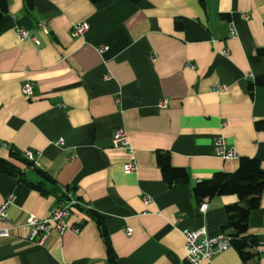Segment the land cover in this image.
<instances>
[{
	"label": "crops",
	"instance_id": "0c3cea01",
	"mask_svg": "<svg viewBox=\"0 0 264 264\" xmlns=\"http://www.w3.org/2000/svg\"><path fill=\"white\" fill-rule=\"evenodd\" d=\"M8 5L0 20V158L21 174L0 172V203L15 196L8 210L16 226L12 237L0 238V264H111L102 225L117 264H193L183 230L219 234L226 205L239 201L236 194L199 200L194 186L215 172L235 171L241 156L257 157L264 167V85L248 87L264 74V0ZM83 21L88 31L73 37V24ZM20 28L40 43L21 39ZM27 80L36 84L33 96L22 92ZM119 127L132 149L113 144ZM218 137L237 157L215 153ZM158 151L187 169L189 182L170 185ZM129 162L135 171L125 170ZM63 186L90 204L69 219L80 230L37 243L26 218L49 217ZM243 237L257 239L255 257L244 260L232 245L201 264H264V192Z\"/></svg>",
	"mask_w": 264,
	"mask_h": 264
},
{
	"label": "built area",
	"instance_id": "2783aa9c",
	"mask_svg": "<svg viewBox=\"0 0 264 264\" xmlns=\"http://www.w3.org/2000/svg\"><path fill=\"white\" fill-rule=\"evenodd\" d=\"M245 18H248L247 13L244 14ZM39 25L46 30L47 21L41 20ZM89 29V23L87 21L74 23L72 27L71 34L73 37L81 36L85 34ZM21 39L30 38L36 44L40 43V40L30 34V32L25 28H20L18 30ZM230 34L237 35V30L234 25L230 27ZM103 46L101 49H104ZM228 53V51L226 52ZM156 59V55H152V60ZM192 67L195 65L190 63ZM109 77V76H107ZM35 82L27 80L22 84V92L27 96H33L35 94ZM225 88L226 85L220 86ZM162 106L167 104V100H163L160 103ZM113 144L116 146H123L127 149L131 148V143L127 130L124 127H119L115 129L113 138ZM62 142V139L59 140ZM215 153L223 158H234L237 157V153L233 147H231L224 137H218L214 144ZM24 156L30 161L35 160V154L32 150L26 149L24 151ZM137 165L134 162H129L125 165L126 171H135ZM62 191L64 192V199H62L59 204L54 206L52 214L49 217L42 218L34 214L28 215L25 224L30 227V238L37 242L43 243L49 234L53 232H58L60 234L64 233L68 228L74 231H79V225H71L69 219L75 208H90V204L82 201L76 196L75 190L70 189L68 186H63ZM15 196L13 194L8 195L0 203V238H10L14 235L13 230L16 226L12 223L9 215V206L13 202ZM208 208V203L202 202L200 204V210L206 211ZM132 230L128 229L127 234H131ZM185 237V250L186 258L193 264H201L204 261H209L214 255L224 252L232 247L233 237L229 232L222 231L219 234L211 235L208 233L205 227L200 229H185L183 230Z\"/></svg>",
	"mask_w": 264,
	"mask_h": 264
},
{
	"label": "trees",
	"instance_id": "16d2710c",
	"mask_svg": "<svg viewBox=\"0 0 264 264\" xmlns=\"http://www.w3.org/2000/svg\"><path fill=\"white\" fill-rule=\"evenodd\" d=\"M32 1L33 0H28L31 6ZM92 1L97 3L102 0ZM8 6V0H0V20L7 13ZM178 26H181V24L179 23ZM256 85H264V74L248 82V87L251 92H253ZM259 125L264 126L262 123ZM157 163L163 172L165 180L170 185L189 182V173L187 169L174 166L171 162V154L168 151H158ZM0 172L13 175L21 174L18 168L2 158H0ZM36 186L39 187V185ZM68 187L74 189L70 186ZM193 191L199 200L211 198L216 195H238L239 201L226 205L228 221L223 225L222 230H229L228 232L233 237L232 245L237 248L244 260L255 257L257 251L253 250V248L258 245L257 239H246L243 237V234L248 230L251 212L261 205V198L264 192V167L261 160L253 156H241L239 159V166L235 171L215 172L211 178L197 182ZM64 197V192L61 189L60 201L64 199ZM97 219L100 225H102L101 218L97 217ZM102 234L107 244L109 260L111 264H117L116 254L113 250L109 234L103 225Z\"/></svg>",
	"mask_w": 264,
	"mask_h": 264
}]
</instances>
